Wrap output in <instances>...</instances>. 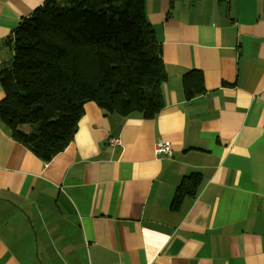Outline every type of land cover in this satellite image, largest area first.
I'll use <instances>...</instances> for the list:
<instances>
[{"label": "crops", "instance_id": "obj_1", "mask_svg": "<svg viewBox=\"0 0 264 264\" xmlns=\"http://www.w3.org/2000/svg\"><path fill=\"white\" fill-rule=\"evenodd\" d=\"M45 1L0 0V72ZM143 1L163 109L121 117L87 102L48 162L0 124V264H264V0ZM191 71L205 92L186 100ZM158 140L171 156L154 154ZM191 174L195 195L170 209Z\"/></svg>", "mask_w": 264, "mask_h": 264}, {"label": "trees", "instance_id": "obj_2", "mask_svg": "<svg viewBox=\"0 0 264 264\" xmlns=\"http://www.w3.org/2000/svg\"><path fill=\"white\" fill-rule=\"evenodd\" d=\"M10 69L0 72V124L48 162L73 139L83 106L105 115L154 118L164 107L167 75L143 0H46L21 20L10 40ZM190 100L205 92L202 74L182 79ZM191 174L176 187L170 209L195 195Z\"/></svg>", "mask_w": 264, "mask_h": 264}, {"label": "built area", "instance_id": "obj_3", "mask_svg": "<svg viewBox=\"0 0 264 264\" xmlns=\"http://www.w3.org/2000/svg\"><path fill=\"white\" fill-rule=\"evenodd\" d=\"M114 146H116L119 141L117 139L112 140L111 142ZM154 154L156 156H161V157H169L172 154V148H171V144L168 142H164L161 140H158L155 144H154Z\"/></svg>", "mask_w": 264, "mask_h": 264}]
</instances>
